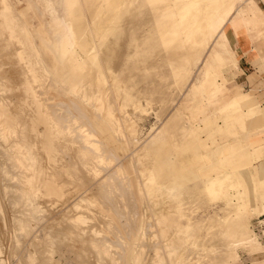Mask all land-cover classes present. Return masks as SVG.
<instances>
[{
    "label": "rangeland",
    "instance_id": "obj_1",
    "mask_svg": "<svg viewBox=\"0 0 264 264\" xmlns=\"http://www.w3.org/2000/svg\"><path fill=\"white\" fill-rule=\"evenodd\" d=\"M9 1L15 11L20 14L22 24L29 30L30 35L27 40H34L42 53L37 55L34 52L36 55H32L33 50L26 48V45L28 47L29 44L21 37L22 31L20 27H15L13 31L15 34L18 33L19 36L13 32L12 35L19 37V41L22 40V45L18 47H25L26 49H20L21 52L25 53H22L23 61L14 56L13 52L17 46L13 44L14 41H9V35L7 36V34L10 33L5 29L6 24L4 25V19L0 16L1 24L4 26L3 28L0 24V76L2 75L0 77V97L7 100L5 98L14 92L17 95V99L11 104V107L9 106L10 108L7 105L5 107L17 114L14 116L25 117L28 122L23 123L25 125L29 124L28 126L31 125V128L34 129L31 131L29 127L30 131L27 128L25 135L23 133V138L27 134L25 137L27 140L33 139L34 154V167L31 172V174L33 173V181L31 182L32 184L30 183L29 188L33 189L35 194L31 196L35 198L30 196L29 202H26L30 203L33 199L35 201L38 199L39 201L37 202L43 203L42 205H45L44 207L47 211L45 214H48L46 217L48 222L43 220L45 222L43 223L42 221L36 227L28 213V218L25 216V212H30L28 211L29 208L27 210L26 206L22 204V197L18 193L19 191H16L22 185L15 183L12 179L17 173L12 167L14 165H11L4 153L5 149L6 151L8 149V141L4 143L0 138V159H2L0 172H7V175L0 174V177L2 176L0 178V264H42V252L45 256H50L54 263L56 261L55 264H80V249H87L89 242L97 237L89 236V240L86 242L78 243V240L69 244L71 243V238H73L70 236L69 230L74 228L76 224L73 225L72 222L66 220L75 213L72 212V203L87 195L92 203L86 204L85 213L82 212L83 216L88 219L89 226H94L96 230L101 231V235L103 234L109 238L108 244L111 242L120 244V248L123 247L122 251L119 250L120 253L124 251L123 264H159L157 262L159 259L156 256L154 257L157 249H161L162 255L160 257L163 263L165 262L166 264H216L212 262L217 260H219L217 261L219 262L218 264H264V162L260 163V160L264 158L262 151L264 141L251 144L249 139L260 126L264 127V116L261 115L263 107L253 106L252 104H255V102L245 98L249 96L248 93L236 92L231 96L232 92L225 89V82L221 76L222 63H225L226 66L227 62L233 61L231 49L235 47L236 42L238 41L242 48L248 47L247 40H252V38L247 36V33L256 29L260 31L256 26L264 25V10L257 5L255 0H209L215 2V10L209 23L208 33L202 38L200 44L196 46L195 52L190 56L189 60L192 61L193 68L191 74H184V71H182L183 73L177 72L180 66L182 67V64L177 65L173 69V73L160 68L154 71L151 69L152 66L163 67V58L161 55L149 56L146 50L141 54L140 58L135 57L132 26L124 24L120 28L114 26L112 30H109L110 25L121 12L120 8L123 0H112L104 9L101 19L98 21H95L94 18L97 9L102 4V0H84L85 10H78L77 17L80 18L81 25L85 26L87 21L90 22L93 33L89 35V47L86 51L81 50V52L72 43L65 24L66 11L64 4L73 0H57V2L53 0ZM262 1L264 2V0ZM134 23L137 27L139 21L135 20ZM224 28L230 29L235 35V43L231 46H227L220 37ZM1 35L3 36L1 37ZM142 35L148 36L140 33L139 38ZM104 36L107 37L110 43L104 51V55L109 56L111 51L114 50L111 66L121 80L127 79L125 84H120L121 91H130L133 94L135 103L150 110L146 119L141 122L144 127L141 142L137 141L134 146L130 145L132 153L129 152L131 153L129 158L132 162L134 161L133 163L137 169L132 168V162L124 160L126 156L120 152L121 143L115 137V131L122 126V119L117 112V109H120L123 103L121 98L111 97L112 103H114L116 108L115 111H112V117L116 120L114 130L109 132L107 130L98 137L99 142L101 141L102 150L103 147H107L104 149L111 150L112 155H115L116 152L119 154H117V160L121 161L122 159L121 162L123 163L120 162L121 166H124L126 178L132 184L133 198L129 199L128 202L126 201L127 208L122 210L124 215L121 218L117 212L115 213L113 208V210L110 209L109 202L106 199L109 196L113 197L114 193L117 194V189L120 187L118 183L121 180L118 179L117 181V178L115 179V185L113 184L107 190V193H110L109 196L106 193H102L104 196H101V191L99 190L101 182L90 181L91 183H87V178L90 176V171L87 168L84 169L83 165L77 164L73 165L71 170L69 169L71 168L70 164L67 167L64 163L65 160L61 157L63 152H66L63 154L64 158L69 157V155H66L67 153H75L69 150L70 147L64 146L66 150L63 147V151L55 152L56 154L58 153L57 155L55 153L50 155L46 144L49 137L53 136L51 133L53 134L54 131L48 130L47 125L49 123L45 116L46 112L37 114L38 105L34 104V102H37L34 101L35 99H28L26 92L28 90L26 85L28 86L29 81L26 76L30 71L36 70L37 62L46 58L45 60L48 64L52 66L58 65V59L55 55L56 51L59 53L62 47L64 48L65 46H67L68 51L65 53L66 56L63 58L62 65L57 70V75L61 76V79L66 82L71 81L73 77L77 78L84 72L89 52H92L94 45L101 43ZM2 38L3 41H1ZM45 45L52 47L53 51ZM42 54L44 58L41 57ZM25 56H29L30 59ZM174 56L179 60L184 54L182 52L171 53L167 58L171 61ZM24 62H29L28 65L30 64L31 66L30 69H26L28 73L24 69L21 70ZM195 62L197 64L193 66ZM240 65L242 64L240 63ZM140 67L145 71L141 72ZM5 71H8L7 75ZM24 75L26 76L24 77ZM39 75L43 76L45 74L44 72H39ZM179 75L183 76V78ZM98 76L99 71L97 68L90 70V73L85 75V80H83L84 82L82 81L83 84H77L75 86L77 88H73L74 91H78V89L79 91L91 90L93 88V79ZM162 77L167 79H165L166 81L164 80L163 85H160L159 79ZM178 78H180V82ZM156 80L158 87L154 91L158 94L150 98L151 87L149 82ZM110 89L111 87L109 86L107 88L109 94ZM47 96H52L54 99L68 104L67 102L73 97V93L64 96L51 88L47 90ZM230 96L231 98H229ZM87 97L80 100L77 96V101H79L80 107L88 110L91 117H94L95 101H98V99H91L89 95ZM45 103L50 105L52 101H44L42 105L46 106ZM97 103L96 106H102L104 102L99 100ZM74 111L76 110H69L61 116L60 120L71 117ZM76 113L74 112V114ZM106 115L105 110L102 117L105 118ZM78 121L81 122V120ZM96 123L103 130L104 128L106 130L105 120H97ZM43 133L46 134L44 137L41 136ZM25 138L23 139L24 141H26ZM20 140L18 138L19 142H21ZM10 141L12 142V140ZM61 142L64 141L61 140ZM61 142L57 140V146L63 145ZM2 145L4 146L2 147ZM139 154L143 155L142 161L138 160ZM50 156L55 157L54 162L52 161L54 159H50L52 158ZM57 158L61 159V161L63 160L62 162L66 167H61L62 169L58 168L60 167L59 165L56 167L54 164ZM9 173L12 175H9ZM54 179L57 181L55 182ZM149 184L156 187L155 198H151L147 191ZM91 188H94V191L96 189V193ZM141 189L142 195L138 194ZM90 190L95 194L93 193L90 196L92 194ZM42 193L44 195L42 198L44 199L38 198ZM59 199L60 201H58ZM115 199L117 197L114 198V201ZM130 200H132V204L129 203ZM103 205L105 206L103 207ZM160 211L164 213L163 223L157 224ZM133 214L135 215L133 216ZM23 217L24 220H22ZM232 218L233 220L229 221ZM19 219H21V223ZM220 219H226L227 222H220ZM23 222L27 226H24ZM215 222H218L217 226H212ZM88 225H80L77 228L78 232L80 231L81 233L87 230ZM106 225L111 230L105 229L107 228ZM109 225H112V227L110 228ZM20 226H23V228ZM25 227L29 229L24 230ZM244 227L250 228L254 233L255 242L248 243L247 241L238 240L239 232ZM62 230L65 231L63 232ZM113 231L117 232V236H114ZM61 233H64V236H59ZM222 233H228V237L221 239L220 235ZM15 235L18 236V239ZM145 235L147 236L145 237ZM55 236L57 237L55 238ZM11 238L13 243L9 242L12 241ZM171 241H174V246L171 250H175V252H171L168 247L166 248V245L168 246ZM137 243L142 244V246L145 245V250H142L141 247L136 248ZM192 243L195 244L197 250L191 246ZM119 247L118 249H120ZM136 249L137 253L140 250V255L139 253L135 255L137 259L133 257L135 260L133 259L134 261L132 262L129 259V254ZM216 258L217 260H215ZM218 258H222V260ZM78 259L79 261H77ZM86 263L88 261H85Z\"/></svg>",
    "mask_w": 264,
    "mask_h": 264
},
{
    "label": "bare ground",
    "instance_id": "obj_2",
    "mask_svg": "<svg viewBox=\"0 0 264 264\" xmlns=\"http://www.w3.org/2000/svg\"><path fill=\"white\" fill-rule=\"evenodd\" d=\"M53 1L57 2V0H53ZM111 2H112V0H102V4L99 6V8L97 9V11L95 13V18H94L95 21H98L101 19V15L103 14L102 12ZM242 4H244V3H242ZM64 5H65V11H66V23L65 24L67 26L71 41L74 44V46L76 47V49H78L80 52H81V50L86 51L87 48L89 47V35L93 33L92 24L87 21V24L85 26L81 25L80 24V18L77 17L78 16L77 15L78 10H85V2H84V0H73L71 2L67 1ZM147 10H149V11H147ZM214 10H215V2L209 1V0H123L122 6L120 8L121 12L114 19V21L112 22V24L109 27V30H112V28L114 26L120 28L124 24H129L130 26H132V33L134 35L133 51H134L135 57L140 58L141 54L144 53L146 50V53L149 56L161 55L163 58V67L152 66L151 69H153L154 71H157V69L160 68V69H163L165 71L172 72L173 69H175V67L177 65L179 66V64L180 65L182 64V67L180 66L179 71H177V70L176 71L177 72L184 71V74L185 73L191 74L193 71V68H192V61L189 60L190 56L195 52L196 46L200 44L202 38L208 33L209 23H210L212 15L214 14ZM0 16L4 19V25L6 24L5 29H7L8 33H10V34H7V36L9 35L8 36L9 41L10 40L14 41L13 44H15V46H17V47L19 45H22V42H21L22 40L19 41L20 38L15 37V35H17L18 33L16 32L17 34H15V32L13 31L15 29V27H20V30L22 31L21 37L24 40H26L29 44L28 47L26 45V48L33 50L32 55H36L35 53H37V55H39V53H42V52H40V49L36 45L34 40L33 41L27 40L28 36L30 35L29 30L27 29V27L24 24H22L20 14H18L15 11V9L10 4L9 0H0ZM85 16H86V14H85ZM1 17H0V19H1ZM135 20L139 21L137 27L135 26V23H134ZM5 21H7V22H5ZM1 22L2 21H0V24H1ZM99 26L101 27V25H99ZM3 28H4V26H3ZM12 32L15 35H12L13 34ZM140 33H142L144 35L147 34L148 36L142 35L141 38H139ZM2 34L4 35V33H2ZM3 35H1V37ZM18 36H19V34H18ZM220 37L227 44V46H231L235 43V35L228 28H224L222 30ZM1 41H3V38ZM9 41H8V43H9ZM8 43H5V44H8ZM42 45H44V44H42ZM109 45H110V43L108 42L107 37L104 36L101 40V43L99 45H97V44L94 45L92 52H89V54L87 56V63L84 66V72L81 73V75H79L77 78H74V77L71 78V81H69V82L63 81L61 79L62 77L57 75V70H58L59 66L62 65L63 58L66 56L65 53H67V51H68L67 46H65L64 48L62 47V50L59 51V53H57V51H56L55 55L58 59V65L52 66V65L48 64V62L45 60L46 59L45 58V59H41L39 62H37L36 70H33V66H32L33 72L30 71L28 73L26 70V69H30V67H31L30 64L28 65L29 62L28 63L24 62L23 66H21L22 67L21 70L24 69L28 73L27 76L24 75V77L26 76L27 79L29 78L28 79L29 80L28 86L26 85V88L28 87V90L26 91L28 99H31V100L35 99L34 101L37 102V103L34 102L35 105H38L37 114H40V112H44V113L46 112L45 116L47 117V120H48L47 122L49 123V125H47L48 130L54 131L53 134L51 133V135H53V136L49 137L48 142L46 144V146L48 148V152L50 153V155L51 154L53 155L55 152H60L61 150L63 151V149L65 148L64 146L70 147L69 150L72 152H75V153L72 154L67 149V151H69L72 155L67 153L66 155H69V157L66 156L67 158H64L63 154L66 152H63L62 156L61 155L60 156L65 160L64 163L66 164L67 167L70 164L71 168H69V169H71V170L73 169L72 166L77 165V164L83 165L82 167H84V169L87 168L90 171V173L88 172L90 174V176H88V178H87V183H91L93 181L94 182L98 181V183L101 182V186L99 189L101 191V196H104L103 194H105V193L108 194L107 190H109L110 187H112V185L115 183L116 178H117L116 179L117 181H118V179L121 180V182L119 181L120 183H118L120 185V187H118V189H117V187H115L117 189V194L114 193L113 197H110L109 196L110 193H109L107 195V196H109V198L106 196L107 197L106 199L109 202L108 205L110 206V209L113 208L115 210V213L117 212V214L121 218V216L124 215L122 213V210L127 208L126 201L128 202L129 199L133 198V196H132V184L126 178L127 175H126V171H125L124 166H121V163H123V162H121L122 159H121V161L117 160L119 154L116 152L115 155H112L111 150L104 149L107 147H103V146H102L103 147V150H102V148L100 146L101 141L99 142L98 137L101 136L102 133L107 131V130H108V132L110 130H114V123L116 122V120L112 117V111L113 110L115 111L116 108L114 106V103H112L111 97L114 96V97L119 98V99L121 98L123 103L121 104L120 109L119 108L117 109V112L119 113V115L122 119V124H121L122 126L120 125L121 127L115 131L116 132L115 137L121 143V144L119 143L121 146L120 152L125 154V156H126L124 160H126L127 162H132L131 159L129 158V155L132 153V151H130L131 150L130 145L134 146L135 142H137V141L141 142L142 135H143V128H144L141 125V122L144 119H146V116L149 114L150 110H148V108L142 107V105L135 103L133 101V94L130 91H128V90L121 91L120 84H122V83L125 84L127 82V79L121 80V78L117 75L116 71L111 66V60L113 59V56H114L113 55L114 50L111 51L112 54L110 53L109 56L104 55V53H105L104 51L107 49V47ZM45 46H47V45H45ZM17 47L15 48L13 54H14V56H17V58H19L20 61H23L22 60L23 59L22 53H24V52L20 51V49L22 47L21 46H20L21 48H19V47L17 48ZM23 47H24V44H23ZM47 47L53 51L52 47H50L49 45ZM24 48H22V49H24ZM30 50H29V52H31ZM178 52H180V53L182 52V54H184V56L183 57L181 56L179 58V60L176 59L177 58L176 56H174V59L171 61L167 58V56L171 55V53H178ZM43 54L41 55V57L44 58ZM25 57H28V59H30L29 56H25ZM34 57L36 58V56H34ZM37 61H38V59H37ZM21 63H23V62H21ZM196 64H197V62H195L193 66H195ZM224 67H225V63H222L221 68H224ZM94 68L98 69L99 76L94 78V79L92 78L93 79V88L91 90H88V91H83V90L79 91V89H78V91H74L73 88H75V86H77V84H80V83L83 84L82 81L85 80L84 79L85 75L90 73V70H92ZM140 70H141V72L145 71L142 67H140ZM5 72L7 75L8 71H5ZM39 72L40 73L44 72L45 75L40 76ZM184 74H182V75H184ZM3 75H4V72H3ZM180 77L183 78V76H180ZM157 78H159V77L157 76ZM165 79H167V78L162 77L159 79L160 85H163V82ZM178 79L180 82V78H178ZM176 80H174V81H176ZM47 81H49V82H47ZM25 82H27V81H25ZM156 82H157V80L153 81V82L152 81L149 82V85L151 87V90H150L151 92L149 93L150 98L155 97L158 94L154 91V89L158 87ZM46 84H47V86H45ZM55 84H57V85L55 86ZM109 86L111 87L110 94H109V91L107 90V88H109ZM78 87L80 88V86H78ZM83 87H84V85H83ZM51 88H52V90L53 89L56 90V92L58 94L64 95V96H67L68 94L73 93V97L69 100L70 104H69V102H67L68 104H65L64 102H61L60 100L54 99L52 96L48 97L47 96V90H49ZM88 95L90 96L91 99H98V101H95V107H94V112H93L94 117H91L88 110L84 109L83 107H80V105H79L80 103H78L79 101H77L78 98H80V100H81V98L82 99L88 98L87 97ZM77 96H78V98H77ZM91 96H94V97H91ZM44 97H46V98H44ZM245 98H248L249 100H253L250 96H247ZM5 99H7V100H4V99H2V97H0V103L2 104L0 106V138H1L2 142H4V143H6L8 141V144H7L8 149H7V151L5 149L4 153L7 156V160L11 162V165L12 164L14 165L12 167L15 169V171L17 173L16 174L14 172L16 175L13 176L12 179L14 180L15 183H18V184L20 183L22 185V187L18 188L19 190L17 189L16 191L17 192L19 191L18 193H20V196L22 197V200H21L22 204H24L26 206V209L29 208V210L28 209L27 210L30 212H25L24 211L25 209L23 210L26 213L25 216H27V213H28V216L32 219L31 221H33L35 223L36 227H38L37 225H40L43 220L47 221L46 217L48 216V214H45L47 212L45 210V207H44L45 205L43 206L42 205L43 203L41 204V203L37 202V201H39L38 199H36V201L33 199L32 202L30 201V203H28L30 196L31 195L33 196L35 194V193H33V189L29 188L30 183L33 181V173L31 174V172L33 171V167H34L33 166V155L34 154H33V141H32L33 139L30 141L27 140V138H25L27 136V134H26V136L24 137L26 141L23 140L24 139L23 133L25 135L27 128H28V131H30V130L32 131L34 129L31 128V125L28 126L29 125L28 123H27L28 125L24 124L27 121L25 119V117H21L20 115H19V117L14 116L17 114H14L12 112V110L9 109L11 107V104H13L14 101L17 99V95H15V93L13 92V93H10L7 96V98H5ZM47 100L52 101V103L50 105H47L45 103L46 106H43L42 104H44V101L47 102ZM99 100H102L104 102L102 106L101 105L96 106V104H98L97 102H99ZM7 101H9V102H7ZM40 102H42V103H40ZM6 103H9V104H6ZM6 105L8 107L9 106L10 107L7 109ZM141 107H142V109H141ZM72 109H75L76 111H74V112L75 113L77 112V113L74 114V112H73L71 117H69V118L66 117L64 120L61 121L60 120L61 116L65 113H67L69 110H72ZM105 110H106L107 115L105 118H103L102 115H103ZM77 119L81 120V122L78 121ZM45 120H46V118H45ZM82 120H83V122H82ZM97 120H100V121L105 120L106 121V130H105V128L103 130L102 127L97 125V123H96ZM157 121H158V118H157ZM21 124H22V126L23 125H25V126H23V128H22ZM32 124H33V122H32ZM44 124H46V123H44ZM183 128H186V127H183ZM29 133L31 134V132H29ZM30 134H29V136H30ZM45 135H46L45 133L41 134V136H43V137ZM38 137H40V136H38ZM18 138H19V140L21 139L20 140L21 142L18 141ZM10 140H12V142ZM57 140L59 142H61V140H63L64 142H61V143H63V145L57 146ZM3 146L4 145H2V147ZM56 147H57V150H56ZM71 147L73 150L71 149ZM73 147L76 148L77 151L74 150ZM4 148H6V147H4ZM64 150H66V148ZM129 152H131V153H129ZM9 154H11V155H9ZM57 154L55 153V155H57ZM3 156H4V154H3ZM3 156H2V158H3ZM142 156H143L142 154H139L138 160H141ZM50 157H52L50 159H54L55 157H58V156H55V157L50 156ZM131 157H132V155H131ZM1 160L2 159H0V162L2 163ZM57 160H59V158H57ZM57 160H56V163H58V162H60V163L59 164L55 163L54 165H56V167H58L57 165L60 166L58 168L66 167L64 165V163L62 162L63 160L62 161H61V159L59 161H57ZM52 161L54 162L55 159ZM53 162H51V163H53ZM133 162H132V168L135 169L136 165ZM119 163H120V165H118ZM144 164H146V163H144ZM0 166H1V164H0ZM75 168L76 167L74 166V169ZM2 169L4 170V168H2ZM108 170H110V171H108ZM2 173H3V171H2ZM2 173L0 172V174H2ZM4 174L7 175V172L4 171L3 175ZM10 174L11 173H9V175ZM65 175H66V173H65ZM138 176H139V174H138ZM85 179H86V175H85ZM2 180H1V182H2ZM54 180H55V182L57 181L56 179H54ZM51 183H52V181H51ZM93 184H95V183H93ZM35 186L37 187V185H35ZM57 186H58V184H57ZM30 187H33V186H30ZM60 187H62V186H60ZM37 188L39 189V187H37ZM113 188H114V186H113ZM93 189L94 188H91L92 191H94ZM34 190H35V188H34ZM95 191H96V189H95ZM147 191L150 194L151 198H155V196H156V187L155 186H153L152 184L151 185L149 184L147 186ZM29 192H31V193H29ZM94 192H92V194L90 192H88V193H90L91 194L90 196H92ZM61 193H63V192H61ZM112 193H111V196H112ZM138 194H140V195L143 194L142 189L138 191ZM98 195H100V194H98ZM39 196H38V198H42L44 195L42 193ZM87 196L81 197L80 199H77L74 202L72 201L73 203L71 202L72 203L71 208L73 210L72 212H75V213L72 217L69 216L66 221H70L73 223V225L76 224V226L74 228H72L71 230H69L70 236L73 237V238H71V243H69V244L75 243L78 240H79L78 243L79 242H81V243L86 242L89 240V236H91L93 238L97 237L99 239L96 238L95 240L89 242L90 244H89V247L87 246V249H85V250L80 249V251H81V252H79L80 264H85V261L86 262L88 261V263H86V264H90V263L91 264H123L124 251L121 253L119 252V250H121V251L123 250V247H121L122 248L121 249L119 247L120 244L118 245V244H114L111 242H109V244H108L109 238L103 234H102L103 235L102 236L100 234L101 231L96 230L94 228V226H89L88 225L89 224L88 219L83 216L82 212H84V208H86V204L92 203L91 200ZM62 197H63V194H62ZM115 197H117V199H115V201H114ZM32 198H35V197H32ZM90 198L92 199V197H90ZM42 199H44V198H42ZM26 201H28V202H26ZM58 201H60V199ZM131 201L132 200H130L129 203H131ZM25 202L27 203V205ZM104 206L105 205H103V207ZM162 212L163 211H160V213H159L160 217L157 219V221H158L157 224L162 222V220L164 218V215H163L164 213H162ZM134 215L135 214H133V216ZM28 216H27V218H28ZM27 218H26V220H27ZM30 218H29V222H30ZM22 220H24V217ZM20 221H21V219H19V222ZM45 221H43V223ZM225 221H226L225 219H220V222H225ZM9 223H10V221H9ZM173 223H174V221H173ZM217 223L218 222H215L212 226H217ZM154 224H155V222H154ZM23 225L25 226L26 223H24ZM80 225H84V226L88 225L89 227L87 230L80 233V231L78 232V230H77V228H79ZM28 226H30V225H28ZM109 226H110V228L112 227V225H109ZM20 227L23 228V226H20ZM106 227H107V225H106ZM27 228L25 227L24 230L25 229L27 230ZM108 228L109 227H107L105 229H108ZM113 228H114V226H113ZM109 230H111V229H108V231ZM143 231H144V229H143ZM146 231H148V230H146ZM24 232H27V231H24ZM113 234H114V236H117L116 231H113ZM154 234H156V233H154ZM250 234H251V230L250 229L246 230V235H250ZM24 235H25V233H24ZM60 235L64 236V233L59 234V236ZM15 236H16V238L18 237L17 235H15ZM44 236H46V235H44ZM146 236L147 235H145V237ZM156 236H157V234H156ZM56 237L57 236H55V238ZM106 237H107V239H106ZM142 237H144V236H142ZM220 237H221V239H224V238L228 237V233H222L220 235ZM45 238H47V236ZM253 241H255V240H252V242ZM9 242L13 243V239H12V241H9ZM12 243H11V245H12ZM177 243H178V241H177ZM142 244H143V242H142ZM142 244L137 243L136 248L141 247L142 250H145V248H144L145 245L142 246ZM173 244H174V241H171L168 246L166 245V248L168 247V248H170V250L173 249V246H174ZM224 245H225V243H224ZM12 246H14V245H12ZM12 246H11V250H12ZM191 246L194 249H196L195 248L196 246L194 243H192ZM118 247L120 249H118ZM9 248H7V249H9ZM20 250H22V249H20ZM5 251H7V250L5 249ZM136 251H137V249L134 250L131 254H129V259L132 260V262L135 259H137V258H135V255H137L140 250H138V253ZM160 251H161V249H159V250L157 249L156 253L154 254V257L156 256L159 259V261H157L159 264H166L165 262L163 263V261L160 257L162 255V253ZM172 251L173 250H171V252ZM173 252H175V250ZM6 254H9V253H6ZM41 254H42L41 255L42 259H43L42 264H55L56 263V261H55V263L53 262L54 260L50 256H47V255L45 256L43 252ZM50 255L53 256L52 254H50ZM139 255H140V253H139ZM226 255H225V257H227ZM136 257H140V256H136ZM217 257H219V256H217ZM221 257H223V256H221ZM79 259L77 261H79ZM218 259L222 260V258H218ZM225 259H227V258H225ZM215 260H217V258ZM217 261H219V260H217ZM217 261H214L212 263L218 264L219 262H217ZM77 263H79V262H77ZM134 263H136V262H134Z\"/></svg>",
    "mask_w": 264,
    "mask_h": 264
},
{
    "label": "crops",
    "instance_id": "obj_3",
    "mask_svg": "<svg viewBox=\"0 0 264 264\" xmlns=\"http://www.w3.org/2000/svg\"><path fill=\"white\" fill-rule=\"evenodd\" d=\"M255 2L264 10V2L262 0H255ZM256 27L260 31L256 29L247 33V36L252 38V40H247L248 47L242 48L237 41L235 47L231 49L233 61L227 62L222 69L221 76L225 82V89L232 92L231 96L236 92L248 93L255 102V104H252L253 106L263 107L261 115L264 116V25ZM249 139L251 144L264 141V127L260 126ZM262 151L264 154V147ZM261 162H264V158L260 160ZM231 220L233 218L229 221ZM248 229L250 228L244 227L239 232V241H247L248 243L252 242V240L256 241L252 231L250 235H246V230Z\"/></svg>",
    "mask_w": 264,
    "mask_h": 264
}]
</instances>
